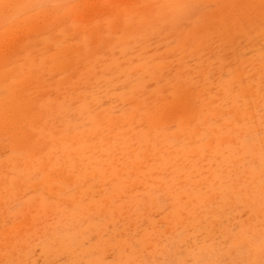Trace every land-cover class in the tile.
I'll return each instance as SVG.
<instances>
[{
	"label": "rangeland",
	"instance_id": "rangeland-1",
	"mask_svg": "<svg viewBox=\"0 0 264 264\" xmlns=\"http://www.w3.org/2000/svg\"><path fill=\"white\" fill-rule=\"evenodd\" d=\"M0 102L20 264H264V0H0Z\"/></svg>",
	"mask_w": 264,
	"mask_h": 264
},
{
	"label": "bare ground",
	"instance_id": "bare-ground-1",
	"mask_svg": "<svg viewBox=\"0 0 264 264\" xmlns=\"http://www.w3.org/2000/svg\"><path fill=\"white\" fill-rule=\"evenodd\" d=\"M9 37L10 36H8L7 38H4L3 39L4 42L6 40H8ZM4 110H5V104L0 102V117L3 116ZM84 160H86V159H84ZM61 172L63 175L64 172L61 171L59 168V171H57V175L61 176ZM26 173H28V172H26ZM63 177H64V175L60 178H63ZM67 181L70 182V180H67ZM91 198L92 199H84V198H80L78 196L73 197L71 200H69L67 198L64 200V202L67 204L62 205L58 209H56L54 212V216L55 217L64 216V218L67 219V222L69 223V225L71 227L75 228L76 230L80 229L79 231H82L85 228L89 227L90 224H92V223H94V225L97 226V225L101 224V223H98L99 221H103V218H102L103 214H101L100 211L102 209H104L103 207H105L106 205H103L100 203V201L98 199L99 197L91 196ZM157 198H160V197H157ZM7 206L10 207L9 210H12L13 212L15 211V208H14L15 204L13 203V201H10V200L7 201ZM8 215H9V213H8ZM70 217H72L73 219L75 218V219L73 221H71ZM59 219H62V218H59ZM111 220L114 221L115 218L113 216H111ZM20 225H21L20 223L17 224L18 227H21L22 230H25V228L23 226H20ZM23 238H25L24 233L21 234L20 240H22ZM11 242H13V241L10 238H8L7 236H4L3 231H1L0 232V249L5 248V247H7V249L1 250L2 252L0 251L1 252L0 259L1 260H3V259L10 260L12 258V256L15 255L16 258H18L15 263L20 264L23 260V255L16 253V249L9 245ZM242 254L243 253L240 252L239 255H235V256H232L229 258L226 256L228 264H239V262L241 261L240 255H242ZM237 258L239 259V261L237 260ZM73 259H76V257H73ZM79 264H88V262H82ZM136 264H144V261H142V262L139 261ZM191 264H227V263H226L225 258L223 256H221L220 253L213 251V250L204 249V250H200L197 252L195 257L192 258Z\"/></svg>",
	"mask_w": 264,
	"mask_h": 264
}]
</instances>
